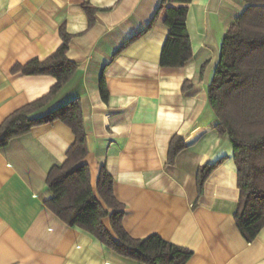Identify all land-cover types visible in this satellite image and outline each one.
<instances>
[{
  "label": "crops",
  "instance_id": "0c3cea01",
  "mask_svg": "<svg viewBox=\"0 0 264 264\" xmlns=\"http://www.w3.org/2000/svg\"><path fill=\"white\" fill-rule=\"evenodd\" d=\"M83 2L99 9L90 28ZM160 3L0 0V124L55 84L52 76L11 70L50 56L62 42L64 24L71 35L67 58L76 71L46 109L80 100L87 154L79 165L89 167L93 190L102 167L112 176L127 234L157 235L190 250L185 264H264V226L251 242L236 227L233 149L215 129L206 94L221 39L246 5L244 0H192L186 5L192 57L181 68H162L168 35L163 16L145 31ZM101 79L107 101L100 96ZM73 141L71 130L55 121L0 148V264H143L67 226L45 207L51 197L46 175L64 162ZM214 163L198 197L197 169ZM103 224L116 239L107 218Z\"/></svg>",
  "mask_w": 264,
  "mask_h": 264
},
{
  "label": "trees",
  "instance_id": "16d2710c",
  "mask_svg": "<svg viewBox=\"0 0 264 264\" xmlns=\"http://www.w3.org/2000/svg\"><path fill=\"white\" fill-rule=\"evenodd\" d=\"M191 1L161 0L146 27L145 31L149 30L154 21L163 16L168 35L160 55L162 68H181L192 57L186 28V5ZM169 3L182 5L167 7ZM244 3L245 10L234 19L221 39L206 94L207 105L217 121L215 129L219 136L229 138L233 149L239 191L234 213L236 227L243 238L251 242L264 226V0H244ZM82 9L90 28L99 9L87 2L82 3ZM59 36L62 42L50 56L12 68V73L48 75L56 82L45 96L16 109L2 121L0 148L28 134L33 127L62 122L73 133L74 141L66 151L64 162L53 165L46 175L45 184L51 197L44 202L45 207L67 226L80 228L125 258L143 264H185L193 254L190 250L157 235L136 239L127 234L122 225L124 205L116 200L113 178L104 167L99 171L95 190L91 187L89 167L79 165L87 154L80 100L76 98L55 109H46L52 97L76 71V65L67 58L71 35L64 24L59 27ZM100 96L107 101L103 79ZM217 165H203L197 169L198 197L205 180ZM106 218L116 239L103 224Z\"/></svg>",
  "mask_w": 264,
  "mask_h": 264
}]
</instances>
